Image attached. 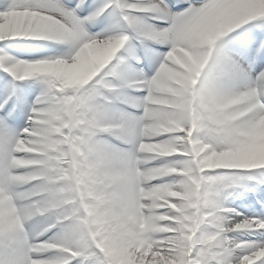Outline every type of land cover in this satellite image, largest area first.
I'll use <instances>...</instances> for the list:
<instances>
[{"label": "snow or ice", "instance_id": "6c2138e0", "mask_svg": "<svg viewBox=\"0 0 264 264\" xmlns=\"http://www.w3.org/2000/svg\"><path fill=\"white\" fill-rule=\"evenodd\" d=\"M0 264H264V0H0Z\"/></svg>", "mask_w": 264, "mask_h": 264}]
</instances>
